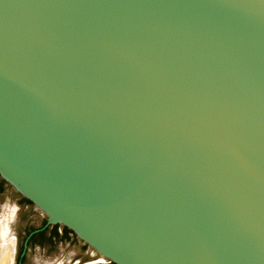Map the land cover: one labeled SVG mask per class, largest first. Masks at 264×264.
<instances>
[{
  "label": "water",
  "instance_id": "95a60500",
  "mask_svg": "<svg viewBox=\"0 0 264 264\" xmlns=\"http://www.w3.org/2000/svg\"><path fill=\"white\" fill-rule=\"evenodd\" d=\"M0 164L113 264H264V0H0Z\"/></svg>",
  "mask_w": 264,
  "mask_h": 264
},
{
  "label": "flooded vegetation",
  "instance_id": "af4514ba",
  "mask_svg": "<svg viewBox=\"0 0 264 264\" xmlns=\"http://www.w3.org/2000/svg\"><path fill=\"white\" fill-rule=\"evenodd\" d=\"M5 185H7L8 187L12 189V187L8 184L7 180L0 175V195L4 191ZM12 191L18 196L16 198V202L14 203L9 202V201L8 202L5 201L4 203L0 202V207L8 206L7 208L12 209V211L15 213L14 216L17 217L16 224L8 225L10 227V231H9L10 234H8V240L5 242L6 247H9L10 245L11 249L13 248V250L11 251V260L13 261L12 263L10 261V264H24L28 258L27 255L29 252V247L31 246L52 247V245L55 242L67 241V240H70L72 237L77 238L67 227L65 226L63 227L59 225L58 223H49L45 215H44L45 219L43 220L40 226L37 227V226L31 225L27 229L24 228L22 225V222H23L22 218L24 214L22 205H24L25 203L27 205H32L33 207L34 205L30 200L26 199L20 192H16L14 189H12ZM22 234H24V237H22ZM83 246H87V245L83 243ZM2 251L3 250H1V252ZM60 254L66 255L65 252H63L62 250H60V252L58 253V255ZM73 254L74 252H71L68 255H66L68 256L67 260L71 258ZM41 259H48V258H41ZM30 260L31 258L29 259V263L32 264V260L31 262Z\"/></svg>",
  "mask_w": 264,
  "mask_h": 264
},
{
  "label": "rangeland",
  "instance_id": "374dc122",
  "mask_svg": "<svg viewBox=\"0 0 264 264\" xmlns=\"http://www.w3.org/2000/svg\"><path fill=\"white\" fill-rule=\"evenodd\" d=\"M18 196L12 191L7 185L4 186V191L0 195V202H16ZM23 207V222L22 225L24 228L32 226H40L43 222L44 215L37 211L32 205H27L26 203L22 205ZM21 233V232H20ZM19 233V234H20ZM26 235V234H25ZM24 237V234H22ZM60 250L64 251L66 255L71 252H74L73 256L69 258V261H66L65 264H113L106 259L102 258L98 254L94 253L88 246H83V243L77 238L72 237L67 241H58L55 242L52 247L48 246H31L29 247L28 258L24 264H30L29 259L36 256L41 258H49L57 255ZM30 257V258H29ZM30 260V262H31Z\"/></svg>",
  "mask_w": 264,
  "mask_h": 264
},
{
  "label": "bare ground",
  "instance_id": "6f19581e",
  "mask_svg": "<svg viewBox=\"0 0 264 264\" xmlns=\"http://www.w3.org/2000/svg\"><path fill=\"white\" fill-rule=\"evenodd\" d=\"M0 171L1 173L6 176L9 180H13L12 182L18 186L19 189H22L24 193H26L25 188L19 184L14 178H12L9 173L1 166L0 164ZM6 174V175H5ZM8 207V206H7ZM5 206L0 207V264H10L13 260H11V246H5V242L8 240V234H10V227L8 225L16 224V216L12 209L7 208ZM54 214V213H53ZM51 214V220H55V214ZM58 217V216H57ZM12 236V235H11ZM10 237V235H9ZM8 246V245H7ZM1 250H3L1 252ZM64 252V251H63ZM68 256L64 254L56 255L48 259H41L39 256L32 259V264H65ZM69 261V260H67Z\"/></svg>",
  "mask_w": 264,
  "mask_h": 264
}]
</instances>
